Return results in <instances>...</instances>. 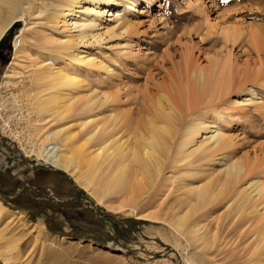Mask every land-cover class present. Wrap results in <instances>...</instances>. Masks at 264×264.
<instances>
[{
    "label": "rangeland",
    "instance_id": "1",
    "mask_svg": "<svg viewBox=\"0 0 264 264\" xmlns=\"http://www.w3.org/2000/svg\"><path fill=\"white\" fill-rule=\"evenodd\" d=\"M57 1L19 0L10 15L21 20L1 38L3 42L12 33L2 45L7 57L0 62V204L6 208L0 220V264L264 262V0H114L111 8L94 4L103 15L86 39L61 23L49 29ZM223 29L232 32V41ZM44 33L55 41L67 40V52L96 59L93 69H80L64 58L62 69L76 68L80 81V87L69 92L74 108L95 94L113 96L114 101L83 115L71 111L63 121L27 120L32 112L21 92L35 70L56 58L43 49ZM17 37L21 45L15 52L11 43ZM214 56L228 64L230 77L225 94L204 97L203 103L210 105L202 116L206 130L197 135L191 151L216 130L225 135V145L207 152L210 144H205L204 153L193 154L189 169L198 174L192 182L212 181L214 186L222 172L239 161L246 172L238 189L252 199L246 204L226 196L209 206L201 213L198 242L189 229L175 231L163 221L146 219L154 198L165 211L181 205L183 190L178 189L189 170L186 163L171 167L166 162L157 186H149L131 208L118 210L122 197H101L104 204L98 205L96 188L80 187L31 152V141L39 145L53 124L65 128L72 144L92 151L93 144H85L92 126L105 128L109 117L137 108L165 87L181 65L208 68ZM12 95L19 97L17 102ZM116 130L113 135L125 141L126 132ZM36 168L52 169L57 177L40 173L41 180H35ZM259 183L262 191L256 189ZM169 245H176V251ZM144 246L156 254L140 253L138 248Z\"/></svg>",
    "mask_w": 264,
    "mask_h": 264
},
{
    "label": "bare ground",
    "instance_id": "2",
    "mask_svg": "<svg viewBox=\"0 0 264 264\" xmlns=\"http://www.w3.org/2000/svg\"><path fill=\"white\" fill-rule=\"evenodd\" d=\"M113 1L58 0L56 10L49 21L51 23L49 29H55L61 23L65 29L71 27L81 39H86L88 34L91 35V30L97 26L96 18L103 15L94 7V4H105L106 8H111ZM18 2L19 0H0V23H2L0 24V42L5 31L21 20L18 16L10 15L19 8ZM82 2L91 5L83 7ZM118 16L115 15L117 21ZM68 17L73 18L67 21ZM222 33L227 40L232 38L231 31L223 29ZM16 39H19L18 45H16ZM16 39L12 45L15 52L21 45V39L18 37ZM41 40L43 49L55 53L56 58H52V62H44L41 68L35 70L28 81L30 83L21 92L20 97L26 98L27 107L32 112L33 119L30 117L27 120L31 119L33 123L43 122L42 124H47L50 120L63 121L71 111L75 115H83L114 101L113 96L95 94L93 98L92 96L84 98V102L74 108L75 104H71L72 98L69 92L77 90L80 87V81L75 76L76 68L62 69L64 58L69 57L70 61L79 68L88 66L92 69L95 67L96 59L84 53L67 52L68 41H55L49 33L42 34ZM209 62L208 68L181 65L176 70V76L165 87L158 90L160 92L152 94L137 108L122 112L126 113L124 115L117 113L109 117L110 124L105 128L98 129L92 126L85 139V144H93L92 151H87L88 149L84 146L72 144V137L65 128L60 126L52 128L53 124L39 145L31 141V148L33 147L31 152L46 165L72 177L80 187H89L93 190L96 188L94 192L98 191L100 196L96 199L98 205L104 204L101 203L102 198L122 197L124 200L118 210L131 208V205L137 204L142 195L147 192L149 186H157L166 162L171 167L186 163L189 169L193 154L204 153L203 145L210 144L207 151L209 152L224 144L225 135L216 130L214 134L205 136L201 144L191 151L197 135L201 130H206L204 126L206 123L202 116L210 105L203 103L204 97L210 92L218 95L225 94L224 89H227L230 77L226 62H222L217 56L211 57ZM11 70L13 71L12 68ZM250 93L254 92L250 90ZM16 99L19 97L12 95L11 100L16 101ZM31 127L29 126L32 130L35 128V126ZM117 128H122L126 132L128 137L125 141L115 137L116 133L113 135L117 132ZM245 172L241 162L235 161L222 172L216 185L213 186L212 181L196 185L192 179L197 177L198 172H193L190 168L182 177V186L178 189L183 190L184 199L181 205L177 209L170 208L165 211L162 206H159V200L154 198L148 203L146 211L151 214L146 215V219L163 221L175 231L178 228L189 229L194 233L195 241L198 242L202 219L204 220L201 213H205L209 206L223 200L226 196L239 203H246L252 199L245 190L244 192L238 189ZM256 189L262 191L263 186L260 184ZM4 211L6 208L0 204V220L6 217ZM37 226L38 230L42 231L43 226L39 224ZM169 246L170 250L176 251V245ZM141 247L138 251L142 254L149 256L156 254L149 246ZM256 264H264V262Z\"/></svg>",
    "mask_w": 264,
    "mask_h": 264
},
{
    "label": "crops",
    "instance_id": "3",
    "mask_svg": "<svg viewBox=\"0 0 264 264\" xmlns=\"http://www.w3.org/2000/svg\"><path fill=\"white\" fill-rule=\"evenodd\" d=\"M40 171V172H39ZM52 171V172H51ZM40 173H44L45 175H48L47 173H50V176L51 177H54L56 174H54V170L52 169H45V168H36L34 171H33V176H35V180H41V178H39V175ZM62 173V172H61ZM57 177V176H55ZM34 178V177H33Z\"/></svg>",
    "mask_w": 264,
    "mask_h": 264
},
{
    "label": "flooded vegetation",
    "instance_id": "4",
    "mask_svg": "<svg viewBox=\"0 0 264 264\" xmlns=\"http://www.w3.org/2000/svg\"><path fill=\"white\" fill-rule=\"evenodd\" d=\"M7 55L4 51V46H1L0 47V62H5V59H6Z\"/></svg>",
    "mask_w": 264,
    "mask_h": 264
},
{
    "label": "water",
    "instance_id": "5",
    "mask_svg": "<svg viewBox=\"0 0 264 264\" xmlns=\"http://www.w3.org/2000/svg\"><path fill=\"white\" fill-rule=\"evenodd\" d=\"M9 39L7 37H5V39L3 40V42H0V47L3 45V44H6L8 43Z\"/></svg>",
    "mask_w": 264,
    "mask_h": 264
},
{
    "label": "built area",
    "instance_id": "6",
    "mask_svg": "<svg viewBox=\"0 0 264 264\" xmlns=\"http://www.w3.org/2000/svg\"><path fill=\"white\" fill-rule=\"evenodd\" d=\"M16 38H14V40H15ZM14 40L12 41V43H11V45H13L14 44ZM19 44V39H16V45H18Z\"/></svg>",
    "mask_w": 264,
    "mask_h": 264
},
{
    "label": "trees",
    "instance_id": "7",
    "mask_svg": "<svg viewBox=\"0 0 264 264\" xmlns=\"http://www.w3.org/2000/svg\"><path fill=\"white\" fill-rule=\"evenodd\" d=\"M14 26H16V25H14ZM14 26H13V28H14ZM11 35H12V33H10V36L8 37L9 39H10ZM8 42H9V41H8Z\"/></svg>",
    "mask_w": 264,
    "mask_h": 264
}]
</instances>
